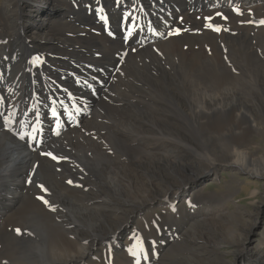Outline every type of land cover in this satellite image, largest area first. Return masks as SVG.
Segmentation results:
<instances>
[{
  "label": "bare ground",
  "instance_id": "1",
  "mask_svg": "<svg viewBox=\"0 0 264 264\" xmlns=\"http://www.w3.org/2000/svg\"><path fill=\"white\" fill-rule=\"evenodd\" d=\"M46 1H50L53 7L59 1L65 4L64 10L61 8L57 14L59 17L49 19L53 12L48 8L45 10L43 3ZM257 1L260 4L252 7ZM104 2L95 0L93 5L103 7ZM2 3L0 101H6L14 110L2 111L0 107V201L11 208V212L3 216V222L0 220V264H127L129 261L137 264L138 256L144 257L138 240L160 241L159 245H163V241L151 231L145 234L138 223L128 239V248L120 255L113 254L125 225L119 222L112 226V220L118 219L108 210L113 209L112 202L121 204L116 208L120 212L130 205L134 206L133 210L146 209L154 202H161L166 216L162 222H168L170 215L177 217L188 213L195 199L200 197V192L191 188L188 200L180 201L183 194L180 195L177 188L171 201L167 190L152 199L145 198L147 200L144 199L141 205L124 199L122 185L127 183L128 188L136 189L132 184V165L146 164L151 158L157 159L158 167L171 168L169 158L147 155L148 147L137 148L131 143L135 138L128 139L132 134L125 136L142 122L148 124L149 136L158 142H180L183 145L186 141L199 142L202 153L195 150V157L199 160L212 165L231 158L229 163L240 170L258 176L264 174V154L257 156L249 150L234 147L237 142L243 144L249 134L261 132L262 122L242 125L238 118L250 113L246 109L248 100L254 101L256 110L264 107V24L260 23L264 20V0H128L125 6L122 0H107L106 13L98 14L105 22L103 24L96 16L99 7L87 5L82 9L76 0H4ZM161 3L170 8L164 10ZM55 5L61 6L60 2ZM114 5L117 11L113 10ZM156 6H159L158 10ZM25 7L27 11L23 10ZM191 10L195 14H191ZM250 10L253 12L249 13ZM178 15L183 17L180 21H173ZM151 16L156 18L151 19ZM209 17L211 19H206ZM111 19L120 22L111 28L106 25ZM45 22L51 26L45 27ZM214 25L221 27L219 34L211 30ZM143 26L157 28V32L149 28L143 30ZM108 28L118 35L111 42L104 37ZM35 32L46 37H41V45ZM59 32L76 36L66 41V45L72 46L71 61L78 70L84 71L76 72L78 80L72 82L69 80L71 68L57 66L53 50L42 47L55 48L46 44L59 40ZM33 48L35 51H31ZM86 54L93 57H85ZM9 55L12 57L10 64L6 61ZM34 57L38 58V63H43L46 74H52H48L46 83H55L57 90L65 91L71 101H78L76 94L82 91L80 88L85 78H97L106 87L89 119L78 128L75 119L72 123L62 122L65 132L48 141L55 153L63 152L71 165L61 156L55 155L57 159L54 160L45 155L46 149H26L19 144L16 133H12L14 129L10 130L9 123H17V131L23 128L19 125L21 122L27 123L31 141L40 148L41 142L33 141L32 130L42 116L37 110L41 105L34 104L35 100H31L22 89L17 93L13 90L21 88L27 76L31 78V85L41 76V66L32 60ZM41 57L45 61H40ZM114 59L117 63H113ZM7 69L10 71L5 78L2 74ZM63 76L67 77L66 82H71L70 85L65 83ZM59 77L62 80H57ZM90 84L88 82L86 86ZM35 91L34 95L42 89ZM258 92H262L263 99L259 100ZM56 99V96L51 98L50 105L45 107V125L61 113L55 104L63 101ZM235 104L239 105V113L233 111ZM69 108L73 110V105ZM225 113L231 116L228 118ZM260 115L264 118V112L260 111ZM123 120L130 123L121 122ZM108 123L112 124L114 133L105 127ZM56 126V123L47 126L49 129L45 133H50V138L62 130L56 131ZM87 132L89 137L86 138L84 133ZM123 138L128 142L124 143ZM186 143L188 147L192 145ZM66 144H72L70 151H62ZM150 146L159 150L157 144ZM108 151L116 154V161ZM149 162L154 164L152 160ZM193 168L176 163L170 172H190ZM33 172L35 178H31L33 183L30 184L26 176ZM149 173L155 176L154 172ZM5 181L8 182L6 185ZM68 181L72 183L68 184ZM26 184L39 188L29 199L25 197ZM96 185L106 188L115 198L104 197V201H98L97 197L88 198L87 191L97 192ZM182 186V191H188L186 184ZM177 210L182 211L176 213ZM83 229L87 230L89 237H84ZM168 237H172L170 232L164 234V239ZM242 239L239 242L245 246ZM98 242L101 246L99 253L89 257L88 252ZM142 248L147 254L144 245ZM254 255L260 258L259 253Z\"/></svg>",
  "mask_w": 264,
  "mask_h": 264
},
{
  "label": "rangeland",
  "instance_id": "2",
  "mask_svg": "<svg viewBox=\"0 0 264 264\" xmlns=\"http://www.w3.org/2000/svg\"><path fill=\"white\" fill-rule=\"evenodd\" d=\"M3 1L4 0H0V7L3 5ZM76 1L78 2L79 7L82 9L87 5L90 8L99 7L97 5H93L95 3V0ZM59 2L61 4V6H59L60 10L59 7L55 5ZM59 2L54 4L55 7H53L50 1H46V3H43L44 5H46V7L44 6V8H46V11L48 8L49 11L52 10L51 12H53V14H50L51 17H49V19H55L59 17L57 14L59 13V11H61V8L62 10H64L65 4L61 1ZM106 2L107 0H105V2L102 4L103 7H99L98 13L96 15L97 18H100L102 24L105 22L103 21V18H101V14L106 13ZM122 2H124L125 6L128 0H122ZM258 4L260 3L257 1L253 4L252 7L257 6ZM151 5H153V2ZM159 6H156L155 8L158 10ZM161 6L164 8V10L170 8V6H168L166 3H161ZM116 7V5L113 6L114 11L118 10L116 9ZM26 8L27 7H25V9L23 8V10L27 11ZM189 12L191 14H195V12H193L192 10ZM197 12L200 13L199 11ZM251 12L253 11L250 10L249 13ZM99 13L101 14L98 15ZM178 16H176L173 21H180V18L183 17ZM44 18L47 19V17ZM150 18L154 19L156 18V16H151ZM40 19L43 20L42 17ZM119 22V20L111 19V21L109 20L106 25L113 28V26ZM44 25L45 27L51 26V24L48 22H45ZM148 28L150 29V31L153 30L152 32L154 33L157 32V28L143 26V30H147ZM216 28H219L220 30L216 31ZM211 30L216 34H219L221 31V27L214 25L211 27ZM35 33L38 36L37 40L41 45V37H46L41 32ZM57 36H59L60 39L57 40L54 44H46L48 46L53 45L55 48H48L44 47L43 45L42 47L45 49L53 50L54 60L56 61L57 66L68 65V68H71V72L69 75V80L71 82L73 80H78V78H76V72H81L84 70H78L75 64L71 61V58L73 57V55L71 54L72 46L66 45V41L73 39L76 36L70 35L69 32H59ZM104 37L109 41H113L115 38H118V35L112 33L110 28H108V31L104 32ZM89 43L90 42H88L87 45ZM31 51H35L34 48ZM91 53L93 52L91 51ZM97 56L98 55H95L94 57ZM85 57L93 56L90 54H86ZM11 60L12 57L10 55L7 56L6 61H8V64H10ZM32 60L36 62L37 66H41V76L37 77L34 85H31V78L27 76L26 79H23V86L21 88L16 87L13 90H15L14 93H17L20 91V89H22L26 92V95L31 96V100H35L33 101L34 104L38 103L41 105V107L37 108V110L38 113L42 116L39 119V123L35 127L36 131L32 130V133L35 135V140L39 138L38 141H41L40 148L36 147L35 143L31 141L32 134L29 130L30 128L27 127V123L21 122L19 125H23V128H21V130L19 131L15 130V128H18L17 123H9L11 126L10 130L14 129L12 133H16V135L18 136L19 144L25 146L26 149L36 148L34 149V151L39 149H46L47 153H52V155L54 156H61V158L64 159L67 164L71 165L72 163L70 162V160L64 157L63 152L56 154L52 146L48 145L49 139H57L65 132L64 128H62L60 133H58L57 135L53 137L51 136L52 138H50L49 136L50 133H45V131H47L49 127L54 124V122L57 123L58 120H63L65 122L71 121L70 123H72V121H74L75 119V126L77 128L81 126L85 120L90 118V114L93 111L95 104L99 100L100 94L106 89V87L97 78H85L84 80H82L83 82L81 85L83 86L80 88L82 89V91L79 95L76 94V98L78 101H75L73 98V100L71 101L70 97L65 94V91L57 90L55 83H46V78L52 74H46V72L43 70V63H38L37 57L32 58ZM41 60H44V57H41L40 61ZM15 62L17 61L15 60ZM113 63H117V60L114 59ZM111 69L112 67L109 68V71ZM9 71L10 70L7 69L2 74V76L8 78L7 74ZM114 74L115 71L113 73V76ZM66 79L67 77H64L65 83L70 85L71 82H66ZM57 80L62 79L59 77ZM88 82H91V84L86 86ZM91 85H93L95 88H92ZM89 88H91L93 91H91V89ZM40 89H42V91L39 93L37 92V94L34 95L33 92H36L35 90ZM97 90L98 92H96ZM257 95L259 97V100L261 98L263 99L262 92H258ZM55 96L57 98L56 100L63 101L62 104L60 101H57L55 107L64 115L58 113L57 118L47 122L45 125L44 122L46 118L45 116H43L46 115L47 112V109H45V107L50 105L49 102L51 98H55ZM81 96H86V98L84 99ZM247 99L248 97L246 98V100ZM26 101L28 102V98H26ZM23 104L25 105L26 102H23ZM71 105H73V110H71L70 108L67 109L68 106ZM235 105L236 107L233 109V111L235 113H239V109H237L239 108V105ZM254 105V101L248 100L246 109H249L250 113L246 112L243 115H240L238 121L242 125L253 124L254 122L258 125L262 122L261 132L257 131L254 134H249L243 144L242 142H237L234 144V147L239 150H249L250 152L255 153V155L257 156H262L264 154V118L260 115V111L264 112V107H262V110H256ZM0 107L2 111L11 110L9 112H12L14 110L10 109L9 104H7L6 101L2 103L0 101ZM225 114L228 118L231 116L229 113ZM121 122L130 123L127 120H123ZM2 124H4V121L2 122ZM48 125L49 127H47ZM125 126L127 127V125ZM105 127H107V129L111 133L115 132L112 124L108 123L107 125H105ZM83 132L84 131H82V133ZM150 133L151 129L148 124L146 122H142L136 125L135 129L130 130V132H128L125 136L132 134V136L128 139L135 138V142L132 141L131 143L137 148L144 149L145 147H148L146 152L147 155H164L169 158L171 162V164L169 163V165L171 166V168H174L175 164L177 163L178 165L182 166L194 167V170L190 172L180 171V173L170 172L171 168H164L163 166H161V168L158 167L156 165L157 159L148 158V162L146 164L139 166L132 165L130 167V171L133 173L132 184L133 187H136V189L133 188L131 190L127 187V183L122 185L123 188H125V190L121 189V191H123V196L125 195L124 199L138 202V204L141 205L142 201L145 198L152 199L164 192V190H167L170 192V200L172 197V193L175 192L177 188V191H181L180 195L183 194L182 196H180V201L188 200L187 198L190 196V192L192 190L191 188H193L196 192H200V197H197L195 199L193 207L188 213L184 212V215H179L177 217L170 215L168 222H162L166 216L164 214L163 203L161 202H154L151 205L147 206L146 209L140 207L133 210L134 206L130 205L124 208L125 212L123 210L122 212L117 211L116 208L121 204L117 205L116 203L113 204L112 202L111 208L113 209L108 210L118 218L117 220H112V226L115 227L119 222L125 225L122 235L119 237V241L116 242V248L113 254L120 255V253L124 252L128 248V239L134 232L135 225H138L139 223L140 229L143 230L145 234L146 232L151 231L152 234L158 236L159 240L163 241V245H159L161 244L160 241L158 243H148L149 240L147 242L138 240V245L140 246V249H142L144 256H138L137 260H139L140 264H264V174L258 176L249 173V171L247 172L240 170L239 168L229 163L231 162V158L226 159L227 162L219 160L218 162H214V164L211 165L209 162L205 160L203 161L201 159L199 160L197 157H195V150L202 153V150H200V148L202 147L200 146L199 142L192 143L190 141H186L192 144L189 147L186 142L185 145L181 144L180 142H177V144H168L166 143V141H156L149 136ZM84 134L86 138L89 137L88 132ZM143 135H145V137H143ZM122 141L124 143L128 142L125 138H123ZM151 144H157L159 150L151 147ZM71 148L72 144H66L62 148V151H64V149L66 151L67 149L69 150ZM160 148L162 149L160 150ZM108 155L112 156L113 152L108 151ZM112 159L116 161V154L112 156ZM150 160L154 161V164H151L149 162ZM126 163L130 164V162ZM31 165L32 164L30 163L29 167ZM213 166H215V169H212ZM149 171L154 172L155 176H153L152 173H149ZM193 175L197 177V179H195ZM190 176H192V178L189 180ZM33 177L35 178L34 172L33 174L30 173V175H27L26 180L29 179V181L27 182L30 184L33 183L31 179ZM3 183L4 185H6L8 182L5 181ZM182 184H186L188 191H182L184 187L182 186ZM27 186L28 189L24 191L25 197L29 199L31 193L33 191H39V188L33 187L32 185ZM96 189L97 192L93 190H89V192L87 191L88 198L97 197L98 201H104V197H113V199L115 198L110 192L107 191L106 188H102L101 186L96 185ZM99 189L100 191L98 192ZM169 204L170 202L168 203V205ZM5 205L6 204L4 201H0L1 222H3V216L11 212V208ZM104 206H106V203L102 204L101 207L104 209ZM181 211L182 210H177L176 213H179ZM127 217L128 219L126 220ZM82 232L84 237H89V233L86 229H83ZM166 232H170L172 234V237L164 239V234ZM240 239L246 242L245 246H241L239 242ZM142 244L145 246L147 254L144 252ZM104 247L106 248V246ZM99 248H101V246L98 242L97 245H95L94 248L90 252H88V256L92 257L95 254H98ZM254 253H259L260 258H256ZM130 263L131 261H129L127 264Z\"/></svg>",
  "mask_w": 264,
  "mask_h": 264
},
{
  "label": "snow or ice",
  "instance_id": "3",
  "mask_svg": "<svg viewBox=\"0 0 264 264\" xmlns=\"http://www.w3.org/2000/svg\"><path fill=\"white\" fill-rule=\"evenodd\" d=\"M236 11H237V13L238 14H242V13H240V10L239 9H236ZM217 15H222L221 13H217ZM206 19H211L210 17L209 18H206ZM225 19H226V17H225ZM260 23L261 24H264V20H262V21H260ZM216 31H219L220 29L219 28H216L215 29ZM178 31V30H177ZM38 59V58H37ZM54 103H55V101H54ZM61 104H62V102H61ZM56 115V112H55V109H53V116H55ZM33 131H36V129H34ZM58 134V133H57ZM33 139H35V136H33ZM45 155H48V156H51V158L52 159H57V157L56 156H54V155H52V153H45ZM68 183L69 184H71L72 183V181H68ZM41 188H43V185H41L40 186ZM45 191H46V189H45ZM44 203H48V201H44ZM19 232H20V230L19 229H17V233L19 234ZM137 264H139V261H137Z\"/></svg>",
  "mask_w": 264,
  "mask_h": 264
}]
</instances>
